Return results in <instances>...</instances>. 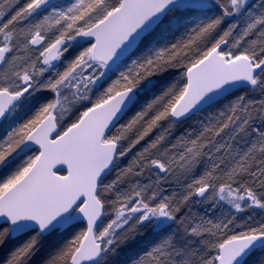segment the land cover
Masks as SVG:
<instances>
[{
	"label": "snow or ice",
	"instance_id": "snow-or-ice-1",
	"mask_svg": "<svg viewBox=\"0 0 264 264\" xmlns=\"http://www.w3.org/2000/svg\"><path fill=\"white\" fill-rule=\"evenodd\" d=\"M219 202L246 215L192 210ZM48 248L38 264H264V0H0V264Z\"/></svg>",
	"mask_w": 264,
	"mask_h": 264
},
{
	"label": "trees",
	"instance_id": "trees-1",
	"mask_svg": "<svg viewBox=\"0 0 264 264\" xmlns=\"http://www.w3.org/2000/svg\"><path fill=\"white\" fill-rule=\"evenodd\" d=\"M5 7L7 8V5H5ZM6 16H7V12H6ZM183 33H184V29H180L179 31H177V32L175 33V36H170L168 39H169V40L179 39V38L183 35ZM121 70H122V69H121ZM178 77H179V73H175V74H173V75L171 76V79H177ZM232 92H234V93H236V94H244V93L240 90V88H237V89L233 90ZM248 95H249L250 97H252V98H257V97H259V93H258V92H249ZM231 98H234V96H232ZM225 103H226V101H225ZM28 115H30V113H26V112H24V111H21V112H20L21 119H26ZM131 115H132V113H128L126 116H124V117L122 118V120H121V123L126 122V121L131 117ZM207 115H209V112H208V111H204V112H201L200 114H198V115H196V116H194V117L192 118V119H194V118L197 119V122H195V123H188V122H187V123H177V125L175 126V129H174V131H173V137H171L170 139L174 138V137L177 136V135H180V134L183 132L184 129L189 128L190 126H191L192 128H195V129L198 130V127H199L198 122H199L200 120H204L205 117H206ZM257 123H258V122H257ZM143 147H144V142H142L141 145H138L137 148L133 151V153L129 154V155H128L127 157H125L124 159L118 161L119 167L116 168V169H114L113 172L107 177V179H108V180L113 179V178L115 177V175L120 171V169H122V168H124V167H126V166L128 165V163H129V161L132 159L133 155H134L136 152L140 151ZM241 147H245V145L242 143V144H241ZM145 178L147 179V174H146L145 177H141L140 179H141L142 182H143V181H146ZM221 203L224 204V202H221ZM225 204H227V203L225 202ZM202 206H204V203H201V204H193V205H192V210H193V212H195V213H197V214H199V215L211 216V218H212L213 220H216L217 217H216L215 215H212L211 213L208 212V207L206 206V208L204 209V208H202ZM216 210H221V209L218 208V207H216ZM219 212H220V211H219ZM220 213H225V210L223 209V211H221ZM240 216H244V214H243V215H240ZM258 217H259V216H257V219H259ZM105 222H106V218H105ZM146 246H147V245H141V247H146ZM51 250H52L51 248L46 249V250L41 254V256L37 258V261L34 262V264H38L39 260H40L43 256L47 255V253H48L49 251H51ZM5 255H7V251H6V250L0 252V257L5 256ZM128 255H129V256H132V255H134V254L130 252V253H128ZM260 255H264V253H261ZM250 264H254V260H253L252 262H250Z\"/></svg>",
	"mask_w": 264,
	"mask_h": 264
},
{
	"label": "rangeland",
	"instance_id": "rangeland-1",
	"mask_svg": "<svg viewBox=\"0 0 264 264\" xmlns=\"http://www.w3.org/2000/svg\"><path fill=\"white\" fill-rule=\"evenodd\" d=\"M58 2L64 6H67L69 5L70 3L74 2V0H58ZM19 55H23V52H20L18 53ZM113 78H115L113 76ZM197 122V119H192L191 121H188V123H195ZM146 180V178H145ZM143 182H146V181H143ZM177 187L175 183H173L171 186L169 185H165V188H167L169 191L172 190V188H175ZM206 206L208 207V204L207 203H204V206H202V208H206ZM218 208H220L221 210H216L215 212V216L217 217L216 219H220V218H223L224 215L228 214V213H232L234 215H236L237 217H240V215H243L242 213H235V210L231 208V205H228V204H222L221 202H219V204L217 205ZM223 209L225 210V213H220L221 211H223ZM220 211V212H219ZM259 210H257L258 212ZM246 215V214H244ZM259 218V217H258Z\"/></svg>",
	"mask_w": 264,
	"mask_h": 264
},
{
	"label": "water",
	"instance_id": "water-1",
	"mask_svg": "<svg viewBox=\"0 0 264 264\" xmlns=\"http://www.w3.org/2000/svg\"><path fill=\"white\" fill-rule=\"evenodd\" d=\"M236 89H237V88H236ZM233 90H235V89H233ZM233 90H232V91H233Z\"/></svg>",
	"mask_w": 264,
	"mask_h": 264
}]
</instances>
